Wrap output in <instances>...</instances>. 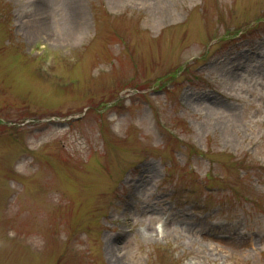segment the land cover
<instances>
[{"label":"rangeland","instance_id":"374dc122","mask_svg":"<svg viewBox=\"0 0 264 264\" xmlns=\"http://www.w3.org/2000/svg\"><path fill=\"white\" fill-rule=\"evenodd\" d=\"M0 264H264V0H0Z\"/></svg>","mask_w":264,"mask_h":264}]
</instances>
